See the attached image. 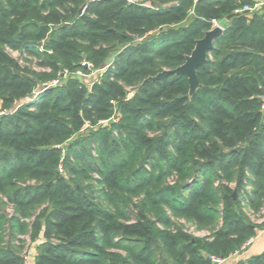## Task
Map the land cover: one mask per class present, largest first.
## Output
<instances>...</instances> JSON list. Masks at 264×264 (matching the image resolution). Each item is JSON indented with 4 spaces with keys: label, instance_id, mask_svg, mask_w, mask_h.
<instances>
[{
    "label": "trees",
    "instance_id": "trees-1",
    "mask_svg": "<svg viewBox=\"0 0 264 264\" xmlns=\"http://www.w3.org/2000/svg\"><path fill=\"white\" fill-rule=\"evenodd\" d=\"M139 1L150 6L0 0V101L19 106L0 118V205L22 218L47 205L32 223L35 264H211L255 235L241 202L264 205V5ZM212 20L224 30L192 97L185 76L142 84L181 65ZM6 48L50 72L22 69ZM110 59L89 93L68 77L26 102L61 71ZM174 219L210 233L193 237ZM25 230L0 209V264H24L14 242ZM237 264H264V251Z\"/></svg>",
    "mask_w": 264,
    "mask_h": 264
},
{
    "label": "rangeland",
    "instance_id": "rangeland-1",
    "mask_svg": "<svg viewBox=\"0 0 264 264\" xmlns=\"http://www.w3.org/2000/svg\"><path fill=\"white\" fill-rule=\"evenodd\" d=\"M125 1V0H124ZM137 1V3H142V5L144 6H150L149 3L148 4H143V2L139 1V0H135ZM195 0H193V3L195 4L196 2H194ZM126 2V1H125ZM128 3V2H126ZM129 4V3H128ZM192 9L193 7H191L188 11V16L189 18L192 15ZM81 13L84 12V9H82L81 7ZM79 10V11H80ZM190 20V19H188ZM187 21V20H186ZM217 21V20H216ZM219 25H221L222 27H224L225 25V21L221 20L218 21ZM184 24H188L187 22ZM213 27V20L211 21V28ZM141 38H138L136 41H141ZM43 40L42 42L39 43L38 46H42L43 45ZM41 50V48L39 49ZM6 53L15 61H17V63L19 64V66L23 69V68H30L33 71L36 72H43L44 74H48L50 72V70L48 68H43L42 66L38 65V61L33 58L32 56H29L27 54H20L18 51L16 50H12L9 48H6ZM112 59H110L109 62H111ZM90 64V68L89 69H79L73 73L67 71V70H63L58 74V77L56 79L53 80H49L43 84H41L39 87H42L45 84H50L52 81L54 80H58V83L56 85H58L59 83L64 82L68 77L71 78H75L80 80L85 87L86 93H89L92 90V87L94 86L95 83H99L101 75L103 73V71L101 70L100 67L96 68V66L94 64ZM38 87V88H39ZM53 87V86H51ZM37 90V89H36ZM35 90V91H36ZM127 91L132 90L131 88H126ZM19 106H15L12 110H4L2 109V102L0 101V118L4 117L8 114H12ZM117 115V113H116ZM109 121H100L98 124L103 125L105 123H108ZM88 128V127H87ZM84 129V130H87ZM59 173L62 175H65L63 168L60 167L59 168ZM94 177H97L96 175H94ZM26 184L29 185H33L34 181H28ZM234 186L231 185L230 188H233ZM250 189V186H247L245 188V191L247 192ZM235 193V199L238 198L239 200H244V198H242L243 196L241 195V193H237L235 190H233L232 195H234ZM4 205H0V209H1V214L5 217V218H19V221L22 222L24 224V226H26V230L24 233H20L19 235H17V239L14 242V244L19 248V257L24 259H27L28 264H35V257L37 256V249H36V245H38V243H40V241H42L41 236L33 241L31 240V233H32V223L34 220L35 215H38L39 212L45 208L47 205L43 204L41 205L39 208H37L36 210L33 211V216L29 217V218H22L21 216L17 215L15 213V205L11 204V203H7L5 198H2L1 200ZM241 209L243 211V214L247 217V223L253 227L254 231H255V235L254 237H259V238H264V234H261L262 229L264 227V205H262L259 210H256L252 207L247 206L246 201L244 200L243 202H241ZM173 222H179L180 225L183 226V229L188 232L190 235H192L193 237L196 238H203L205 236H207L210 232L208 230H196L195 226H192L191 224L186 223L184 220H179L176 221V219L173 220ZM220 224V223H219ZM9 224H7L8 226ZM7 226L4 227V230H7ZM219 225H217L218 227ZM3 237L4 240L6 241L7 237H6V232L4 233L3 231ZM254 237L252 239H254ZM52 242H55L54 240H52ZM252 244V243H251ZM250 244V245H251ZM249 246H247L246 249H248ZM245 249V250H246ZM244 250V251H245ZM242 253V252H240ZM235 254L230 255L227 259L228 260H232L234 261V264H237L240 261H244L245 259H241L238 260L239 258H235L236 256H233ZM248 257H251V255H248ZM247 257V258H248Z\"/></svg>",
    "mask_w": 264,
    "mask_h": 264
},
{
    "label": "water",
    "instance_id": "water-1",
    "mask_svg": "<svg viewBox=\"0 0 264 264\" xmlns=\"http://www.w3.org/2000/svg\"><path fill=\"white\" fill-rule=\"evenodd\" d=\"M142 5V3H139ZM86 5L82 7L84 9ZM81 13V10L79 11ZM233 15H229L227 19L232 17ZM223 29L219 26L213 27L207 32L204 33L203 37L196 40L194 47L189 55H186L184 58V62L171 70H162L157 73L155 76H151L146 78L142 84L145 82H156L163 79L168 78L170 75H181L185 76L188 84V96L192 97L196 91L200 88V83L198 82L196 70L198 67L203 66L206 62L207 54L212 50L213 43L217 37L222 35ZM45 89L42 87L37 88L36 93L27 97L26 102L33 100L36 95H39ZM235 199V193L233 195Z\"/></svg>",
    "mask_w": 264,
    "mask_h": 264
},
{
    "label": "built area",
    "instance_id": "built-area-1",
    "mask_svg": "<svg viewBox=\"0 0 264 264\" xmlns=\"http://www.w3.org/2000/svg\"><path fill=\"white\" fill-rule=\"evenodd\" d=\"M125 1L128 2L129 4H137V5H139V3H137V1H135V0H125ZM252 1H253L252 5H245V6H243L242 9L235 10V13H240V12H248V13H250V12H253V11L259 9L260 7H262L264 5V0H252ZM194 2H197V0H195ZM217 26L221 27L224 30V27H222L221 25H219V22L218 21L213 20V27H217ZM81 66H83L86 69H89L90 68V64L87 63V62H85V61H83L81 63ZM110 66H111V63L109 62V63L105 64L104 66H102L101 67V70L103 72H105ZM57 83H58V80H54L49 85L48 84L43 85L42 88L46 90V89L50 88L51 86H55ZM34 93H36V91H34L32 94H34ZM37 96L38 95H36L33 98V100H35L37 98ZM33 100H31V101H33ZM261 111L264 112V95L261 96ZM87 127H89V124L88 123H85L84 126H83V128L81 129V131H83ZM262 233H264V227L262 229ZM252 241H253L252 238L248 239L240 247V249L237 252H235L234 254H238L240 252H243L247 248V246H249L252 243ZM208 259L210 260V263L211 264H223L225 262V260H226L225 258L216 257V256H208ZM24 264H28L27 259H24Z\"/></svg>",
    "mask_w": 264,
    "mask_h": 264
},
{
    "label": "crops",
    "instance_id": "crops-1",
    "mask_svg": "<svg viewBox=\"0 0 264 264\" xmlns=\"http://www.w3.org/2000/svg\"><path fill=\"white\" fill-rule=\"evenodd\" d=\"M261 234H264V233L261 232ZM263 251H264V238L254 237L252 244L250 245L248 249H246L242 253H238L233 256H236L235 258H239L238 260H241L242 258L247 259L248 255L254 256V255L260 254ZM228 259H226L223 264H234V261H232L231 259L230 260Z\"/></svg>",
    "mask_w": 264,
    "mask_h": 264
}]
</instances>
